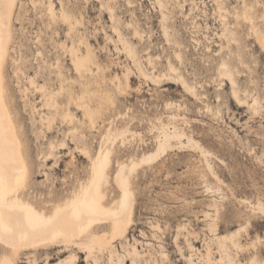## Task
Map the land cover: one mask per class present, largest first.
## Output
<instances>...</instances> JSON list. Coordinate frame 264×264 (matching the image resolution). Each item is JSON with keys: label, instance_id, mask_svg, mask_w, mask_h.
Returning a JSON list of instances; mask_svg holds the SVG:
<instances>
[{"label": "rangeland", "instance_id": "rangeland-1", "mask_svg": "<svg viewBox=\"0 0 264 264\" xmlns=\"http://www.w3.org/2000/svg\"><path fill=\"white\" fill-rule=\"evenodd\" d=\"M49 1L19 0L6 65L10 105L32 165L31 196L69 195L89 176L85 148L94 157L111 149L104 185L111 209L120 198L114 177L122 165L154 153L165 132L178 130L184 143L174 140L167 152L130 173L134 204L127 231L112 240L108 223L95 232L107 233L112 250L88 257L79 245L58 243L26 250L14 264H264V49L244 18L248 10L264 32V0H51L56 12L65 5L83 16L70 35L68 24L52 17ZM106 1L115 7L113 19ZM82 37L96 60L90 89L100 88L107 102V93L115 99L95 124L68 100V91L82 92L69 52ZM224 61L241 95L259 96L258 113L232 94L220 73ZM170 62L177 67L172 74ZM163 72L168 74L158 77ZM177 74L196 86V96ZM61 84V105L49 128L41 117L55 111L44 104ZM67 108L73 119L64 117ZM188 138L210 152L213 172ZM237 231L239 248L229 240ZM72 254L78 257L70 263Z\"/></svg>", "mask_w": 264, "mask_h": 264}, {"label": "bare ground", "instance_id": "bare-ground-1", "mask_svg": "<svg viewBox=\"0 0 264 264\" xmlns=\"http://www.w3.org/2000/svg\"><path fill=\"white\" fill-rule=\"evenodd\" d=\"M2 2L5 5L11 2L13 6L6 9L4 18L0 20V222H2L4 229H6H0V264H14L18 255L26 250L41 249L58 243L79 245L81 249H85L88 252V257H94L93 254L96 250L102 252L105 249H111L112 240L116 238L117 234H122L127 231V227L131 222L134 196L130 185V173L135 171L137 166L152 162L161 152H167L168 148L174 146V140H179V142L183 144V134L178 130L165 132V134L163 133L164 137L159 139L157 150L154 153L148 154L131 164L121 166L114 177L121 194L118 202H114L115 205L112 204L114 206L111 209H108L111 206L106 207L104 204L106 195L104 187L106 183H108L106 175L112 165L111 149H107L104 153H100L98 156L94 157L91 155L90 151L85 148L87 150H85V153H89L86 154L89 155L90 159L89 176L85 181L75 187L69 195L62 198L52 195L46 198L31 196V186L28 182V178H30L32 165L22 150L24 139L22 137L19 121L15 117L12 106L10 105L11 93L8 91L6 78V65L13 42L14 19L19 0H2ZM128 3L132 4L130 0H128ZM105 4L113 19L115 7L107 1L106 3L103 2L102 5ZM49 11L53 18L56 19L57 17H61L68 24V35L72 34L75 30L78 31L77 26L83 22V16H76L74 12L65 5L61 6V12L58 13L56 12L54 3L51 1L49 4ZM249 11H252V8ZM244 13V18L249 20L251 24L249 29L255 30L254 33L257 34L261 48L264 49V32L261 30L262 28L260 30L257 28L260 24L255 21V15L248 12V10L247 12L244 10ZM135 29V34L141 33L139 29ZM124 40H122V43ZM126 42L127 45L130 43L128 39ZM84 46L86 49L83 48ZM130 46V48H127L128 51L130 49L129 54L130 56L132 54L135 56V49H132V43H130ZM69 52L74 68L83 81L81 80L82 92L76 94L72 91H68V100L69 102H75L79 107L83 108L84 114L89 118L90 123L95 124L97 113L102 111L106 106L114 104L115 99L111 94L107 93V102L100 94V88L92 91L89 87L88 74H90V71L94 70L92 69V65L96 63V60L88 40L82 37L79 38L78 42L73 41L71 46H69ZM136 63L140 66L141 60H137ZM98 67L100 66L98 65ZM98 69L99 68L95 69V71L97 70L96 72H98ZM140 69L141 71L144 70L142 66H140ZM176 71L177 67L170 62L169 74ZM145 73L146 72L143 71V74ZM220 73L223 76H227L230 80L234 97L239 102L248 103L252 110L258 113L260 107H263L260 105L261 101L259 96L250 92L248 96L252 98L251 103V101H248L246 98L248 96H245V94H247L246 92L244 96L241 95L240 88L237 85V77L235 78L236 74L234 75L228 62L224 61L221 64ZM167 74L168 73L162 75L158 74V77ZM173 78L171 77V79ZM175 78L180 79L181 76L179 75L178 78L175 76ZM182 78L181 81L184 88L193 92L196 96V86ZM155 80H157V78ZM31 81L32 84H36L33 83L34 78H32ZM96 81L99 82L100 80ZM44 87V85H41L39 88L44 89ZM64 90L65 87L61 84L59 90L49 94V98L44 104L48 109L55 111H51V115L46 114V117H41L42 121L48 122L49 128L52 126L54 115L58 112V108L61 105L60 100L57 99L56 96ZM90 92L95 94V99H97L96 103H93L91 96L90 99H87V93L89 94ZM173 116L174 115H172V117ZM64 117L73 119L74 116L69 108L65 110ZM188 141L195 146L194 148L201 152L206 166L208 165L211 172H213V168H211L213 165H211V160L209 158L210 152H206L198 141L192 138H188ZM208 188L212 187L209 186ZM261 204L263 203H259V205L257 203V206H261ZM108 223L112 225V233H110L112 234V240L110 238L105 240V234L107 233L102 235L100 232V236L95 233L102 225ZM238 232L239 231L231 235L229 239L231 244L237 248L240 247V241L237 239ZM222 245L226 246L224 242H222ZM134 250V253L139 256L140 253L138 249L135 248ZM208 255H210L209 251ZM77 257V254H72L68 261L72 263ZM95 261L98 262V258H95ZM120 263L121 262H119V264Z\"/></svg>", "mask_w": 264, "mask_h": 264}, {"label": "snow or ice", "instance_id": "snow-or-ice-1", "mask_svg": "<svg viewBox=\"0 0 264 264\" xmlns=\"http://www.w3.org/2000/svg\"><path fill=\"white\" fill-rule=\"evenodd\" d=\"M12 3L10 2L9 4L5 5L2 0H0V20L4 18V15L6 14V9L12 7ZM0 229H4V225L2 222H0ZM6 230V229H4Z\"/></svg>", "mask_w": 264, "mask_h": 264}]
</instances>
